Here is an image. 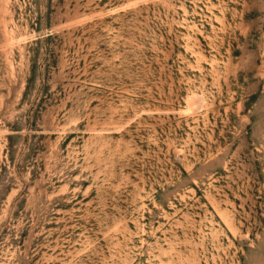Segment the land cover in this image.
<instances>
[{"label":"rangeland","instance_id":"1","mask_svg":"<svg viewBox=\"0 0 264 264\" xmlns=\"http://www.w3.org/2000/svg\"><path fill=\"white\" fill-rule=\"evenodd\" d=\"M0 264H264V0H0Z\"/></svg>","mask_w":264,"mask_h":264}]
</instances>
